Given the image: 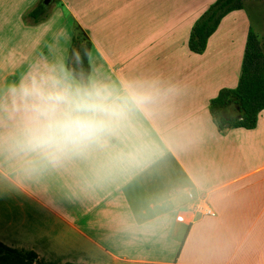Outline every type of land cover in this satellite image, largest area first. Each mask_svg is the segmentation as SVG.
Instances as JSON below:
<instances>
[{"label":"crops","instance_id":"crops-1","mask_svg":"<svg viewBox=\"0 0 264 264\" xmlns=\"http://www.w3.org/2000/svg\"><path fill=\"white\" fill-rule=\"evenodd\" d=\"M41 1L0 0V243L35 253L41 264H264V111L252 130H219L209 114L218 92L238 83L224 76L234 29L220 22L196 54L188 39L200 17L191 19L184 51L177 45V0L157 2L176 12L149 28L127 19L113 23L111 34L80 31L91 43L83 83L67 67L78 19L116 21V10L131 0L55 1L66 22L72 19L71 34L57 32L53 13L38 24L25 19ZM157 25L169 34L151 49ZM259 40L263 47L264 34ZM33 70L74 85L131 87L150 102L132 112L130 127L108 148L53 167L14 154L7 143L18 119L9 88ZM226 111L234 116L237 109L230 103ZM135 147L136 165L110 163ZM194 203L214 216L189 211Z\"/></svg>","mask_w":264,"mask_h":264},{"label":"clouds","instance_id":"clouds-1","mask_svg":"<svg viewBox=\"0 0 264 264\" xmlns=\"http://www.w3.org/2000/svg\"><path fill=\"white\" fill-rule=\"evenodd\" d=\"M9 93L18 115L7 136L9 150L53 167L108 148L114 137L130 127L132 112L150 102L149 96L131 87L120 92L105 84L74 85L38 70L11 86ZM3 141L0 137V144ZM139 151L135 147L115 153L110 163L134 166Z\"/></svg>","mask_w":264,"mask_h":264},{"label":"trees","instance_id":"trees-1","mask_svg":"<svg viewBox=\"0 0 264 264\" xmlns=\"http://www.w3.org/2000/svg\"><path fill=\"white\" fill-rule=\"evenodd\" d=\"M244 0H216L196 21L191 29L188 48L201 54L205 51L208 38L216 31L228 13L241 10ZM49 16V8L38 4L25 15L29 23L38 24ZM91 43L79 31L71 40L67 67L83 83L90 74L88 63ZM239 110L228 115V104ZM264 111V50L257 35L249 29L238 83L233 89H221L209 103V114L219 130L242 128L252 130L258 114ZM240 116L237 118V116ZM0 264H41L33 252L11 249L0 243ZM76 264V263H65Z\"/></svg>","mask_w":264,"mask_h":264},{"label":"rangeland","instance_id":"rangeland-1","mask_svg":"<svg viewBox=\"0 0 264 264\" xmlns=\"http://www.w3.org/2000/svg\"><path fill=\"white\" fill-rule=\"evenodd\" d=\"M172 1L173 0H135L133 2V0H131L130 5L122 9V11H120V9H115L118 17L116 21L105 16H99V21L96 25L93 24L94 17L92 18L91 16L82 15L78 19V25L81 29H79V32L82 31L84 36L89 35L92 38L96 35L99 37L100 35L107 33L111 34L114 27L112 25L113 23L120 24L121 21L127 19L136 20V26L143 24L147 25L149 28L150 26L161 23V17L163 15L176 12L174 9L170 8L169 5L162 7L161 5H157V2H164L167 4ZM215 1L216 0H177V45L182 43L184 51L187 50V38L191 26H193L190 24L191 19L197 20ZM260 1L264 3V0H244L242 2L243 8L241 11L231 12L221 21L224 30L234 29L228 45L224 47V52L228 53L224 56V68L228 65L229 73L224 75L225 77L229 76V78H235L237 81L240 76L244 51L243 29H252L259 39H261L264 34V4ZM48 8L49 15L53 13L52 19L57 32L71 34L72 19L67 18L66 22L65 14L62 13L61 9L56 5L47 6V9ZM184 9L186 10L184 11ZM183 11L186 12V14L179 17V14ZM63 17L65 18V21L62 23L61 19ZM92 25L94 27H92ZM130 25L133 26V23ZM87 26L92 28H88ZM159 27V25L155 27V36H157V38L155 37L154 39L155 42L153 40L149 43L151 49H157L155 46L162 45L164 43L162 40L167 34H169V29L162 30ZM85 29H87L88 32H86ZM128 33L131 34L133 32L129 31ZM209 60L213 63L216 62L212 60L211 57ZM232 87L229 86V88Z\"/></svg>","mask_w":264,"mask_h":264},{"label":"built area","instance_id":"built-area-1","mask_svg":"<svg viewBox=\"0 0 264 264\" xmlns=\"http://www.w3.org/2000/svg\"><path fill=\"white\" fill-rule=\"evenodd\" d=\"M189 211H192L194 213H204L205 215H209V216H214V213L208 209L207 207H201L200 204L198 203H194L191 208L189 209Z\"/></svg>","mask_w":264,"mask_h":264},{"label":"water","instance_id":"water-1","mask_svg":"<svg viewBox=\"0 0 264 264\" xmlns=\"http://www.w3.org/2000/svg\"><path fill=\"white\" fill-rule=\"evenodd\" d=\"M55 1H57V0H42L41 3H42V5L47 7V6H51L53 3H55ZM236 109L239 110V107L237 106ZM239 117L240 116L238 115L237 118H239Z\"/></svg>","mask_w":264,"mask_h":264}]
</instances>
